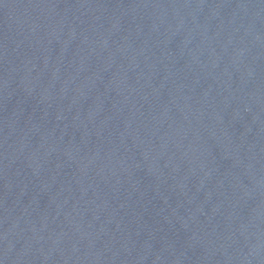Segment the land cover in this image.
<instances>
[{
  "label": "water",
  "instance_id": "obj_1",
  "mask_svg": "<svg viewBox=\"0 0 264 264\" xmlns=\"http://www.w3.org/2000/svg\"><path fill=\"white\" fill-rule=\"evenodd\" d=\"M0 264H264V0H0Z\"/></svg>",
  "mask_w": 264,
  "mask_h": 264
}]
</instances>
